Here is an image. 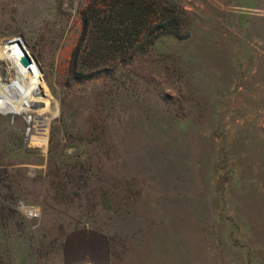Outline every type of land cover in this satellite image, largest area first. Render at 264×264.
Instances as JSON below:
<instances>
[{
  "label": "rangeland",
  "instance_id": "obj_1",
  "mask_svg": "<svg viewBox=\"0 0 264 264\" xmlns=\"http://www.w3.org/2000/svg\"><path fill=\"white\" fill-rule=\"evenodd\" d=\"M167 1L186 38L78 78L88 0H0V264H264V0Z\"/></svg>",
  "mask_w": 264,
  "mask_h": 264
},
{
  "label": "trees",
  "instance_id": "obj_2",
  "mask_svg": "<svg viewBox=\"0 0 264 264\" xmlns=\"http://www.w3.org/2000/svg\"><path fill=\"white\" fill-rule=\"evenodd\" d=\"M71 71L78 78L112 73L145 53L157 38H186L187 14L167 0H88L80 11Z\"/></svg>",
  "mask_w": 264,
  "mask_h": 264
},
{
  "label": "bare ground",
  "instance_id": "obj_3",
  "mask_svg": "<svg viewBox=\"0 0 264 264\" xmlns=\"http://www.w3.org/2000/svg\"><path fill=\"white\" fill-rule=\"evenodd\" d=\"M10 51V53H9ZM22 54V51L16 47H10L7 50L6 55L10 56L13 60L14 63L16 64V68L19 72V78L18 80L20 81V83H22L24 86L26 85L28 87L29 82H30V76H28L29 73H34L33 69L31 66L29 67H23L20 62H19V58ZM5 57V56H3Z\"/></svg>",
  "mask_w": 264,
  "mask_h": 264
},
{
  "label": "water",
  "instance_id": "obj_4",
  "mask_svg": "<svg viewBox=\"0 0 264 264\" xmlns=\"http://www.w3.org/2000/svg\"><path fill=\"white\" fill-rule=\"evenodd\" d=\"M17 43L19 44V46L23 47V51L22 54L19 58V62L23 67H29L33 64V59L31 58V56L29 55V53L27 52V50L25 49V47L22 45L21 41L19 38H16Z\"/></svg>",
  "mask_w": 264,
  "mask_h": 264
},
{
  "label": "built area",
  "instance_id": "obj_5",
  "mask_svg": "<svg viewBox=\"0 0 264 264\" xmlns=\"http://www.w3.org/2000/svg\"><path fill=\"white\" fill-rule=\"evenodd\" d=\"M23 210L28 217H35L39 214L37 206H23Z\"/></svg>",
  "mask_w": 264,
  "mask_h": 264
}]
</instances>
